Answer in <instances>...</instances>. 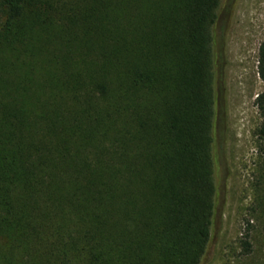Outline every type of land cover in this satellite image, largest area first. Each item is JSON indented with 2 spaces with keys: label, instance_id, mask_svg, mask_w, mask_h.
Wrapping results in <instances>:
<instances>
[{
  "label": "trees",
  "instance_id": "obj_1",
  "mask_svg": "<svg viewBox=\"0 0 264 264\" xmlns=\"http://www.w3.org/2000/svg\"><path fill=\"white\" fill-rule=\"evenodd\" d=\"M219 3L0 0V264L201 263Z\"/></svg>",
  "mask_w": 264,
  "mask_h": 264
},
{
  "label": "rangeland",
  "instance_id": "obj_2",
  "mask_svg": "<svg viewBox=\"0 0 264 264\" xmlns=\"http://www.w3.org/2000/svg\"><path fill=\"white\" fill-rule=\"evenodd\" d=\"M212 33L214 51L223 45L213 82L215 142L222 149L213 177L221 205L200 264H264V153L257 135L261 118L254 105L264 88L257 73L264 0H220ZM9 46L17 49L16 41ZM245 232L247 254L240 243ZM21 250L5 249L4 256L19 263L16 254Z\"/></svg>",
  "mask_w": 264,
  "mask_h": 264
}]
</instances>
